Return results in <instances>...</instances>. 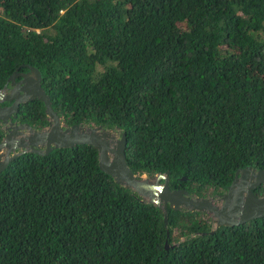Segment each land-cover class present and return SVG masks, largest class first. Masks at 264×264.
<instances>
[{"label": "trees", "instance_id": "trees-1", "mask_svg": "<svg viewBox=\"0 0 264 264\" xmlns=\"http://www.w3.org/2000/svg\"><path fill=\"white\" fill-rule=\"evenodd\" d=\"M25 65L64 126L118 127L133 173L205 197L264 169V0H0V87ZM205 215L164 223L92 146L24 153L0 171V264H264V217Z\"/></svg>", "mask_w": 264, "mask_h": 264}, {"label": "water", "instance_id": "water-1", "mask_svg": "<svg viewBox=\"0 0 264 264\" xmlns=\"http://www.w3.org/2000/svg\"><path fill=\"white\" fill-rule=\"evenodd\" d=\"M27 72L19 74L22 101L37 99L42 102L47 125L39 130L25 126L27 134L18 138L16 145L23 150H7V155L0 161V170L15 157L26 151L44 155L55 148H72L77 145L92 146L97 152V165L101 171L112 177L113 181L135 192L147 203L161 209L163 222L166 223L167 207L173 210L205 212L214 227L230 226L246 222L252 218L264 217V194L256 195L253 190L264 185V169L246 166L237 169L219 196L197 197L189 195L183 188H169L167 172L157 173L153 177L133 173L125 161V134L118 127L105 128L101 125L71 124L64 126L60 117L52 109L50 99L40 86L39 71L31 65H25ZM5 96L0 91V101ZM12 104V109L16 108ZM1 143L5 147L6 143ZM15 147V146H14ZM11 153V155H9Z\"/></svg>", "mask_w": 264, "mask_h": 264}, {"label": "flooded vegetation", "instance_id": "flooded-vegetation-1", "mask_svg": "<svg viewBox=\"0 0 264 264\" xmlns=\"http://www.w3.org/2000/svg\"><path fill=\"white\" fill-rule=\"evenodd\" d=\"M22 72L27 71L18 70V67H16L7 76L3 85L0 87V91H2L5 96V98H3L4 101H0V145L4 141L12 139V142L6 143L5 147L0 148V161H3L4 157L8 154V149L13 150L15 153L23 150L20 147H16V145H20L21 143L18 138L27 134V130L25 128L26 125H28L31 129H41L28 124L22 114V107L26 106L28 102L33 101L28 100L27 102H23L21 99L23 91L20 89L22 84H20L21 77L19 74ZM13 103L17 104L15 109H12ZM26 153L30 152L26 151ZM9 155H11V153H9ZM17 157L10 160L5 167L9 166Z\"/></svg>", "mask_w": 264, "mask_h": 264}, {"label": "rangeland", "instance_id": "rangeland-1", "mask_svg": "<svg viewBox=\"0 0 264 264\" xmlns=\"http://www.w3.org/2000/svg\"><path fill=\"white\" fill-rule=\"evenodd\" d=\"M61 123H62V122H61ZM62 124H63V123H62ZM214 198H216V196H214ZM206 215H207V214H206ZM206 215H205V217H207V216H208V215H207V216H206ZM208 217H209V216H208Z\"/></svg>", "mask_w": 264, "mask_h": 264}]
</instances>
